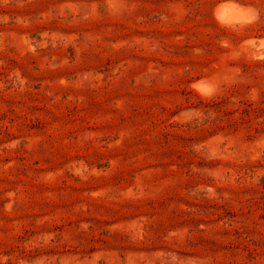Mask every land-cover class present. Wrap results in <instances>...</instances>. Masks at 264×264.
Returning <instances> with one entry per match:
<instances>
[{
  "label": "rangeland",
  "instance_id": "rangeland-1",
  "mask_svg": "<svg viewBox=\"0 0 264 264\" xmlns=\"http://www.w3.org/2000/svg\"><path fill=\"white\" fill-rule=\"evenodd\" d=\"M0 264H264V0H0Z\"/></svg>",
  "mask_w": 264,
  "mask_h": 264
},
{
  "label": "bare ground",
  "instance_id": "bare-ground-1",
  "mask_svg": "<svg viewBox=\"0 0 264 264\" xmlns=\"http://www.w3.org/2000/svg\"><path fill=\"white\" fill-rule=\"evenodd\" d=\"M217 15L219 20L226 25L247 22L253 18V15L247 14L244 9L241 10L236 4L233 3H230L227 6L220 5L217 8Z\"/></svg>",
  "mask_w": 264,
  "mask_h": 264
}]
</instances>
